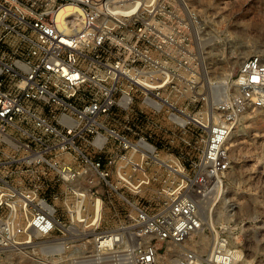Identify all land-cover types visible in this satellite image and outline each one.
Returning <instances> with one entry per match:
<instances>
[{
  "label": "built area",
  "instance_id": "1",
  "mask_svg": "<svg viewBox=\"0 0 264 264\" xmlns=\"http://www.w3.org/2000/svg\"><path fill=\"white\" fill-rule=\"evenodd\" d=\"M180 3L0 0V248L39 241L55 264H155L157 240L169 254L183 250L180 264L197 257L184 245L204 231L232 129L264 108V54L245 57L229 89L200 95ZM139 111H165L195 132V158L162 155L132 128ZM157 179L152 210L134 196ZM43 184L62 187L48 195ZM118 201L123 222L103 226L105 206ZM88 234L87 246L68 244ZM213 240L208 263L229 264L228 236Z\"/></svg>",
  "mask_w": 264,
  "mask_h": 264
},
{
  "label": "rangeland",
  "instance_id": "2",
  "mask_svg": "<svg viewBox=\"0 0 264 264\" xmlns=\"http://www.w3.org/2000/svg\"><path fill=\"white\" fill-rule=\"evenodd\" d=\"M181 3L182 14L187 21L185 35L189 39L185 45L186 53L192 58L190 63L195 68L200 95L220 90L221 80L231 83L237 66L245 57L264 54V0H181ZM139 112L141 120L132 128L154 141L162 155L179 154L186 163L195 158L199 144L195 132H182L169 121L165 111ZM116 127L125 129L122 122ZM228 148L231 164L216 189L218 196L221 195L217 202L220 210L215 213L212 227L204 225L203 232L208 237L205 248H197L193 242L198 234L187 238L185 248H193L197 252V257L190 264H209L214 235L220 233L228 236L234 248L233 256L235 250L240 252V257L235 263L233 257L232 263L264 264V108L249 109L242 114L232 129ZM151 169H156L160 177L165 173L156 165ZM159 185L160 180L157 179L149 189L134 197H140L149 203L152 210H157L159 205L150 197L152 190ZM61 187L60 184H43L42 190L49 195L54 190L60 191ZM216 190L205 200L206 212L209 204L217 198ZM123 206L119 201L115 208L105 206L102 225L123 222ZM229 206L232 207L231 216L226 210ZM89 238L88 234L82 240H71L68 244L85 247ZM153 241L158 248L155 264H180L183 250L169 254L166 242ZM38 243L22 242L17 246L21 251L0 248V264H55L49 252L37 248ZM68 254H63L62 259L68 260Z\"/></svg>",
  "mask_w": 264,
  "mask_h": 264
},
{
  "label": "bare ground",
  "instance_id": "3",
  "mask_svg": "<svg viewBox=\"0 0 264 264\" xmlns=\"http://www.w3.org/2000/svg\"><path fill=\"white\" fill-rule=\"evenodd\" d=\"M69 9H71V6H69V5H66V6H64L63 7V10H69ZM241 63V62H240ZM220 82H222L223 84H221V85H223V88H228L229 89V87H230V83L229 82H227V81H225V80H221ZM226 82V84H224ZM215 194V197H217V198H215V200L213 199V202L212 203H207V204H209V206H208V209H207V212H206V210H205V213H204V225H207V226H213V223H214V220H215V213L216 212H218V210H220V209H218L219 208V206H217V202L219 201V199L221 198V195L220 196H218V191L216 190V192L214 193ZM206 200V199H205ZM226 210L228 211V214H229V216H231V214L233 213L232 212V207H228V208H226ZM217 215V214H216ZM218 216H219V214H218ZM234 216V215H233ZM227 217V216H226ZM225 217V218H226ZM218 218V217H217ZM228 218V217H227ZM226 218V219H227ZM229 219V218H228ZM225 220V219H224ZM223 220V221H224ZM205 227V226H204ZM205 233L204 232H200V234H199V236L197 237V239H195V240H193V242H196V245H197V248L200 246L201 248L203 247V248H205L206 247V245H207V242H208V237H206V235H204ZM203 235H204V237H203ZM191 236V235H190ZM214 241V240H213ZM22 242V241H21ZM20 242V243H21ZM212 243V242H211ZM18 245H21V244H15V246L17 247ZM18 248V247H17ZM232 252V251H231ZM233 257H234V263H235V260H237L239 257H240V252L239 251H237V250H235V252H234V256H233V252H232V260H233ZM209 260H210V255H209ZM208 260V261H209ZM232 260L229 262V264H231L232 263ZM234 263H232V264H234Z\"/></svg>",
  "mask_w": 264,
  "mask_h": 264
}]
</instances>
